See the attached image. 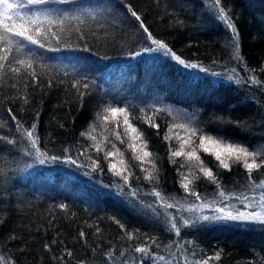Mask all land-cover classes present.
Listing matches in <instances>:
<instances>
[{
    "label": "trees",
    "instance_id": "trees-1",
    "mask_svg": "<svg viewBox=\"0 0 264 264\" xmlns=\"http://www.w3.org/2000/svg\"><path fill=\"white\" fill-rule=\"evenodd\" d=\"M45 7L62 10L47 17L62 23H47L39 11ZM220 7L239 34V59L233 32L219 18L214 0H75L18 9L21 15L40 14L47 38L38 37L44 48L25 41L23 51L14 53L24 58L32 49L33 69L0 73V137L15 141L0 140V264H136L143 255L133 251L136 246L170 264H194L217 252L220 259L209 264H264V225L202 220L185 226L183 220L195 218L178 209L194 204L195 217L213 216L216 208H241L240 200H224L219 190L257 195L246 187L242 164L229 161L231 170L224 169L197 147L200 136H212L250 151L264 149V0H221ZM149 33L198 67L179 64ZM33 70L35 78L29 74ZM110 108L123 109L128 124ZM171 114L186 132L181 145L196 148L220 189L200 167L184 175L183 155H172L179 150L167 129ZM27 131L48 156L43 164L25 155L35 153ZM93 134L102 140L92 153ZM136 141L153 162L155 192L161 196L151 201L126 190L130 186L110 173L102 155L116 148L127 177L136 176L131 152ZM252 176L264 179V168ZM184 183L189 192H182ZM170 217L179 236L167 223ZM144 264L164 262L144 257Z\"/></svg>",
    "mask_w": 264,
    "mask_h": 264
},
{
    "label": "snow or ice",
    "instance_id": "snow-or-ice-1",
    "mask_svg": "<svg viewBox=\"0 0 264 264\" xmlns=\"http://www.w3.org/2000/svg\"><path fill=\"white\" fill-rule=\"evenodd\" d=\"M75 0H0V73L9 69L13 73H20L22 69H33V57L31 56L32 49H28V52L24 54V58H20L18 55L14 53H20L23 51L25 45L23 42H27L30 45H37L40 48H44V44L41 42V39L38 37L47 38V30L44 28V22L47 20V23H62V21H53L47 19V17L51 14L60 15L62 10L59 9H51V8H43L40 9V13L44 15L45 20H41L40 14L32 13L31 15H21L18 9L22 7L24 4L29 6H40V5H50V4H66V3H73ZM221 0H214V6L218 8L219 18L223 20L227 28L231 29L233 32V36L231 37L233 41V54L235 58L239 59V44L236 43L238 32L235 28V25L231 21V17L228 16L225 9L220 7ZM132 16L136 18V20H140V16L137 15L135 11H132L129 8ZM143 27V24H141ZM144 31L148 32V29L144 27ZM148 38L152 40L153 44H156L158 48L165 49L166 54H170L173 59H175L179 64L184 65L185 68H197V64H189L186 63L183 59L177 56L171 49L167 48V45L163 42L153 39L151 33H149ZM55 50V49H50ZM85 51L88 49L85 48ZM145 51H152L151 48L145 49ZM139 55V53H137ZM15 65H19V67H14ZM201 71H206V69L201 68ZM234 71V70H233ZM33 78L36 77L35 71H31L29 73ZM253 83H259L253 79ZM108 111L111 112L112 116L115 117L117 114H123L125 116L124 123L128 124L127 114L124 112L123 109L118 108H110ZM12 119L15 120V116H12ZM107 119V117H105ZM131 127V125H129ZM32 128L35 129V124L32 125ZM133 132L137 130L135 128L131 129ZM195 131H193L192 135H195ZM84 135V133H82ZM27 138L30 140L31 148L35 149V153L26 150L25 155H35L39 162L43 164L48 156L45 152H42L37 145V140L33 137V131L26 132ZM6 137H0V140H5ZM7 143L13 144L15 143L14 140L7 139ZM201 149L204 153L210 154L215 157V159L219 162V166L224 169H230L229 161H234L236 163L242 164V166L248 172V181L246 187L253 192L256 189H259L258 195L248 196L241 192L239 195L236 193L226 194L224 190H219L218 195L219 197L227 200L229 198H235L240 200V203L244 204L245 207L253 209L252 211L248 212H241L238 209L233 214V211H225V208H216L214 209L220 215L216 216H208L204 215L202 217H198V219L203 221H210V220H227V221H239V222H247V223H256L260 225H264V179L259 180L258 182L252 176L253 170H259L260 168H264V149L257 150V151H250L248 147L241 146L239 144L234 143H226L221 139L214 138L212 136H200L199 137V144L197 146ZM183 145H181V150L173 151V156H181L183 155ZM110 155V154H109ZM145 156L150 155V153L145 152ZM189 160L195 159L199 162L200 171L203 173L205 177L211 180L213 183H217L214 173L211 169L204 167V162L201 158L196 155V150L193 149L191 152L187 153ZM40 157H43L41 159ZM58 158L55 156L51 157V160L55 161ZM68 163H75V161H68ZM95 163V162H94ZM112 170L116 175H121L120 171L116 170V166H111ZM95 170V169H93ZM87 175V173H85ZM146 179H152L151 175L145 177ZM125 182H127V177H123ZM185 190H188V183H184L182 185ZM217 188L220 189L221 186L217 183ZM191 194L196 196V199L199 200L201 197L198 193L194 190L191 191ZM158 198L161 196L159 192H155ZM242 197V199H241ZM61 207H64L61 205ZM150 207V205H149ZM166 208L173 207L172 204H166ZM195 211V207L190 209ZM117 224H120L118 220L115 221ZM167 223L170 225V228L175 231L176 235L179 236L180 228L178 227L177 223L175 222L174 218H169ZM191 222L189 220H183V224L188 226ZM120 227L123 229L124 226L120 224ZM80 235L83 237L85 234L81 232ZM128 239H132L133 235L128 233ZM136 253L143 254L142 257L136 262V264H144V257H148L154 261H163L164 264H170L169 261L166 260L165 256L163 255H152L149 251V248L146 246H136L133 249ZM71 256V253H68ZM111 253L108 254V257L111 258ZM121 257L124 256V252L119 254ZM195 255V253H193ZM220 253L217 252L214 257H207L201 260H196L194 264H209L210 260H219ZM124 264H129V260H125Z\"/></svg>",
    "mask_w": 264,
    "mask_h": 264
},
{
    "label": "rangeland",
    "instance_id": "rangeland-1",
    "mask_svg": "<svg viewBox=\"0 0 264 264\" xmlns=\"http://www.w3.org/2000/svg\"><path fill=\"white\" fill-rule=\"evenodd\" d=\"M109 118V116H108ZM179 125H182V122L179 120V118H177L174 114H171V118L170 121L167 125V129L170 128V133H171V137L173 138V141L176 143V148L178 150H181V141L183 138H187L186 132L179 130ZM93 136L92 141L90 142V147L93 152H97V147L101 142V135L97 136L96 134L91 135ZM189 139H186V144H188L189 146H191V144H193L190 140L188 142ZM199 140V139H198ZM192 141L194 142V144L196 143L195 140L192 139ZM132 146H134V149L132 152V156H133V162L134 165L136 167V170L138 172V174L136 176H129L127 177V173L124 169V164H123V158L120 155V153L116 150V148H112L110 147L109 149H107V151L105 150V153H103L102 155L104 156V158L106 159V167L109 168L110 173H114V171L112 170L111 166L115 165L116 166V170L121 171L124 170V173H122L120 176V178L122 179V181L127 185L130 186V188H127L126 190H131L132 192H134V194L139 197L142 201H147V200H152L153 196H154V192H155V184L157 183L156 181V176H155V172L153 174L152 169H153V162H151L150 158L148 156H145V151L143 150V148L141 147V145L136 141V143L134 142L132 144ZM192 147H188L187 145H183V158H184V162L183 164L180 165V167H183V173L184 175H189V171L194 170L195 167H200L199 163H196L194 161H190L187 153L191 150L192 151ZM194 149L196 150V148L194 147ZM110 154V155H109ZM192 162V163H190ZM192 174V173H191ZM114 175H116L114 173ZM151 175L152 179H146L145 177ZM123 177H127V182H125V180L123 179ZM133 177V178H138L137 180H134V182L129 181L128 178ZM191 177V176H190ZM189 179H186V181ZM121 181V182H122ZM130 182H132V187L134 186V188L131 189V185ZM182 188L184 189L182 192H189L191 189L185 190V188L182 186ZM260 190H256L255 193L258 195ZM127 194L130 193V191L126 192ZM254 193V192H252ZM253 196V195H252ZM251 197V196H250ZM124 200H126L124 198ZM168 203V202H167ZM166 203V204H167ZM223 205H227L226 203H224ZM137 207H139V209H141L140 205H137ZM175 207V206H173ZM177 207V206H176ZM193 207H195V211H192L190 209H192ZM223 208H225V211H233V214H235V211L238 209L241 212H248V211H252L253 209L247 208L245 207L244 204L241 203V208H236V209H232L229 208L227 206H223ZM178 209H180L181 211H187L185 213H188V211L191 213L192 218H195V220H190L192 226L197 225L202 223V220L198 219V217H195V214L197 213L198 206L194 205V204H186V205H179ZM179 210V212H180ZM184 214V213H183ZM216 215H220V213L215 212L213 216ZM213 222H227L229 224L232 225H236V226H241V227H249L252 226L251 228H256V227H261L262 225H257L256 223H247V222H239V221H227V220H210ZM176 222V221H175Z\"/></svg>",
    "mask_w": 264,
    "mask_h": 264
}]
</instances>
